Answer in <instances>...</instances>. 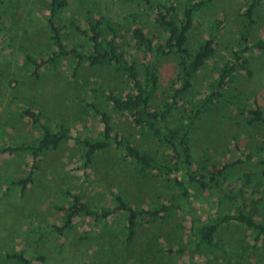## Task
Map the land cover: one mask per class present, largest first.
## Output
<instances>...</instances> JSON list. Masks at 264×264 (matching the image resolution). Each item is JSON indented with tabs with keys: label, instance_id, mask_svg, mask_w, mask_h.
Listing matches in <instances>:
<instances>
[{
	"label": "rangeland",
	"instance_id": "obj_1",
	"mask_svg": "<svg viewBox=\"0 0 264 264\" xmlns=\"http://www.w3.org/2000/svg\"><path fill=\"white\" fill-rule=\"evenodd\" d=\"M153 1L166 3L168 0ZM176 1L175 11L179 12L184 0ZM245 1L248 0H213L194 17L188 37L192 48L207 36L213 24L219 25V29L215 52L194 75L191 95L198 96L204 91L207 82L215 76L216 67L235 47L241 26L239 14ZM45 12L46 0H0V264H18L7 257L17 251L35 259L34 264H264V248L257 243L251 252V232L234 222L218 230L212 247L195 248L189 226L195 217L204 219L208 214L217 213L219 207L213 195L206 191L194 193L186 186L190 193L184 200L170 179L172 174L169 178L153 174L141 176L119 158L120 152L113 147L97 153L83 172L81 146L69 138L57 149L42 155L33 182L22 194L9 183L23 174L29 159L26 154H12L4 148L7 144L30 142L38 134V128L20 114L25 104L39 111L49 126L63 123L74 137L100 130L90 109L79 99H90L91 90L99 88L125 93L123 75L108 68L89 67L85 63L75 78L70 76V58L61 59L55 69L42 68L37 81L29 77V66L23 62V55H40L50 47ZM255 12L257 23L253 37L264 32V0ZM130 13L145 31L156 30L152 11L140 2L125 0H71L61 13L60 23L75 20L83 26V19L89 14L104 15L126 26L130 24ZM64 38L66 43L87 45L84 36L69 28H64ZM121 44L126 55L136 61L142 59V53L128 38ZM248 69L250 74L238 73L224 88L223 96L195 122L190 133L193 168L200 161L208 164L219 158H243L259 142L260 130L244 123L240 109L252 105L253 100L264 108V53L252 52ZM173 72L172 61H164L152 108L160 106L166 97ZM94 98L98 106L111 114L117 132L129 136L138 148L158 159L164 158L168 150L133 125L126 113L115 111L98 97ZM179 114L180 108L175 109L170 120L175 122ZM256 158L254 155L252 161ZM249 168L246 165L242 170ZM178 179L184 181L179 175ZM251 180L257 190L264 192V185L258 186L257 176ZM117 189L135 206L170 200L179 203V208L156 221L137 223L135 236L126 246L122 243L124 230L120 215L109 216L107 220L77 217L62 236L51 228L52 224L60 223L62 213L54 206L67 205L68 193H79L96 209L111 205L108 191ZM258 196L260 192L254 198ZM239 202L240 198L224 200L220 210L240 207ZM257 205L258 210L264 211V201ZM164 244H170L172 250L180 247L184 250L168 253ZM37 256L43 259L38 260Z\"/></svg>",
	"mask_w": 264,
	"mask_h": 264
},
{
	"label": "trees",
	"instance_id": "obj_2",
	"mask_svg": "<svg viewBox=\"0 0 264 264\" xmlns=\"http://www.w3.org/2000/svg\"><path fill=\"white\" fill-rule=\"evenodd\" d=\"M70 1L46 0L44 23L50 47L40 55H23V62L29 66V77L37 81L40 79L42 68L55 69L61 59L70 58L72 62L70 76L75 78L85 63L89 67L108 68L123 75L125 93L99 88L91 90L92 95H88L90 99H79L80 103L90 109L100 130L74 137H71L69 129L63 123L51 127L41 119L39 111L25 104L20 114L29 118L31 124L38 128V134L30 142L7 144L4 148L12 154H26L29 159L23 174L11 179L9 183L16 186L22 194L33 182L34 172L38 169L42 155L48 150L57 149L69 138L81 146L83 172L90 167L97 153L113 147L120 152L119 158L127 161L133 167V171L141 176L153 174L169 178L172 174L170 179L184 200H187L189 190L194 193L206 191L213 195L219 207L217 213L208 214L204 219L195 217L189 226L195 248L199 249V246L203 245L212 247L218 230L231 222L251 232V252H254L257 243L259 247L264 248V211L258 210L257 205V202L264 201V192L257 190L251 180L253 176H257L258 186L264 185L263 106L253 100L252 105L240 109L244 123L259 129L261 133L259 142L251 146V150L245 152L243 158L229 157L225 160L219 158L208 164L200 161L193 168L190 137L195 122L223 96L224 88L236 75L240 72L250 74L248 67L251 53H264V32L252 36L257 23L255 11L261 0L244 2L239 14L241 26L236 45L216 67L215 76L207 82L204 91L198 96L190 94L192 80L205 61L215 52L219 29L215 22L220 21L212 23L211 31L206 32L207 36L193 48L188 43V37L196 14L208 7L213 0H184L179 12L175 11L176 0H168L166 3L153 0H125L140 2L152 11L156 30L151 32L143 29L133 13L129 14L130 24L126 26L104 15L92 17L89 14L85 15L83 26L75 20L61 24V13ZM64 28L84 36L87 45L66 43ZM124 38H128L142 53V59L136 61L126 55V49L121 44ZM167 60L172 61L174 71L168 83L167 95L160 102V106L152 108V99L161 77V66ZM80 90L82 89L79 88ZM97 97L115 111L126 113L133 125L142 128L146 135L162 144L168 150L164 158L158 159L150 152L138 148L129 136L117 132L113 127L111 114L94 102L93 98ZM179 108L178 119L172 122L170 118L175 109ZM254 155L257 158L252 161ZM246 165L248 168L250 165L251 169L242 170ZM178 175L184 181L178 179ZM259 192L260 196L254 198ZM108 193L111 196V205L96 209L82 199L79 193H68L70 200L67 205L54 206L62 213L60 223L52 224L51 228L58 236H62L64 231L71 228L73 220L77 217L107 220L109 216L120 215L123 218L124 230L122 243L126 246L135 236L137 223L156 221L179 208V203L170 200L150 206H135L124 199L119 189ZM235 198H240V207L220 210L224 200L231 201ZM163 246L168 253H180L184 250L182 247L172 250L170 244ZM7 257L18 264H34L35 260L23 251L10 253ZM37 259L42 260L43 257L37 256Z\"/></svg>",
	"mask_w": 264,
	"mask_h": 264
}]
</instances>
